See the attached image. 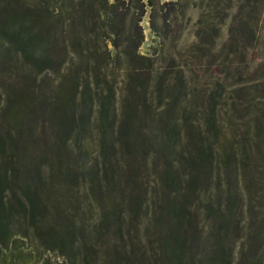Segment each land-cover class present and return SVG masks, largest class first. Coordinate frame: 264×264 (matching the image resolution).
Masks as SVG:
<instances>
[{
    "label": "trees",
    "instance_id": "1",
    "mask_svg": "<svg viewBox=\"0 0 264 264\" xmlns=\"http://www.w3.org/2000/svg\"><path fill=\"white\" fill-rule=\"evenodd\" d=\"M235 2L197 118L186 71L140 51L144 0H0V264H264V0H210L195 46Z\"/></svg>",
    "mask_w": 264,
    "mask_h": 264
},
{
    "label": "rangeland",
    "instance_id": "2",
    "mask_svg": "<svg viewBox=\"0 0 264 264\" xmlns=\"http://www.w3.org/2000/svg\"><path fill=\"white\" fill-rule=\"evenodd\" d=\"M35 2V0H30ZM146 2V13L142 19V26L144 28L145 40L140 47L141 53L152 57L154 60L155 70L161 72L177 71L183 68L186 72L185 75L191 80L192 86V98L195 106V113L197 118L202 117V107L206 103V96L211 87V83L214 76L219 75V71L222 68L220 59L213 60L214 53L217 55H224L219 52L226 45L230 37V27L233 23V15L237 11V3L229 10L230 16L222 24L220 34L216 38V46L214 50L211 46L196 47L198 42L197 31L201 25V16L203 11L204 21L214 19L217 14L223 13L222 6L208 7L210 0H144ZM150 1V2H149ZM152 1V2H151ZM167 2H174L171 4H165ZM152 4V5H151ZM204 9V10H203ZM154 22V29L151 27V20ZM216 22V21H215ZM127 26L129 22L127 21ZM263 45L255 48H250L245 52L247 55L245 59L249 61L251 65H255L254 59L258 60L264 52V35L262 37ZM220 54H219V53ZM222 59V57H221ZM14 72L10 77V80L18 82V89H25L29 87V83L33 81L29 80V66L24 65L22 61L16 62ZM8 78V77H4ZM40 79V76H39ZM1 80V79H0ZM230 82V81H228ZM36 84V85H35ZM38 83H34L35 89L39 90ZM42 90H48L49 88L44 85L40 87ZM6 95L0 91V105L5 104ZM195 114V115H196ZM96 118V115L94 116ZM195 117V116H194ZM95 120V119H94ZM42 124H39L41 126ZM1 126V124H0ZM5 125H2L4 128ZM91 150L94 151L92 157H96L98 151L96 146L91 142ZM142 172L145 177V185L148 187L146 198L150 199L154 194V176L155 165L153 163L144 167ZM86 185L84 182H80L78 191V200L80 201V215L81 219L89 218L88 222L94 223L98 218V211L93 210L90 212L87 206L86 199ZM49 257L54 261L61 262L63 259L57 253H47Z\"/></svg>",
    "mask_w": 264,
    "mask_h": 264
}]
</instances>
